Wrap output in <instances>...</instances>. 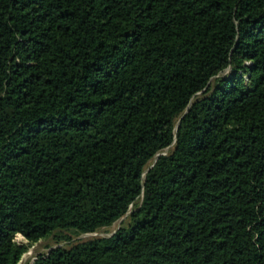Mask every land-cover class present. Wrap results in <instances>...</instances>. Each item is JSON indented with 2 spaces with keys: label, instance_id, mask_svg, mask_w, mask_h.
<instances>
[{
  "label": "trees",
  "instance_id": "1",
  "mask_svg": "<svg viewBox=\"0 0 264 264\" xmlns=\"http://www.w3.org/2000/svg\"><path fill=\"white\" fill-rule=\"evenodd\" d=\"M119 221L32 264H264V0H0V264Z\"/></svg>",
  "mask_w": 264,
  "mask_h": 264
},
{
  "label": "rangeland",
  "instance_id": "2",
  "mask_svg": "<svg viewBox=\"0 0 264 264\" xmlns=\"http://www.w3.org/2000/svg\"><path fill=\"white\" fill-rule=\"evenodd\" d=\"M228 72L229 71L227 70L223 74H226ZM125 217L123 219H125ZM123 219H121V221ZM121 221L117 222L114 226L108 229H103L98 232L81 234V235H72V239L70 241H62L61 243H57L53 236L44 238L39 242L31 245L30 249L23 255L19 264H32L39 255L48 253L52 247H56V246L70 247L71 245L79 241L86 240L89 238L110 236L119 228ZM16 240L20 244L28 243L27 239L20 234L16 236Z\"/></svg>",
  "mask_w": 264,
  "mask_h": 264
},
{
  "label": "water",
  "instance_id": "3",
  "mask_svg": "<svg viewBox=\"0 0 264 264\" xmlns=\"http://www.w3.org/2000/svg\"><path fill=\"white\" fill-rule=\"evenodd\" d=\"M112 235V234H111Z\"/></svg>",
  "mask_w": 264,
  "mask_h": 264
}]
</instances>
